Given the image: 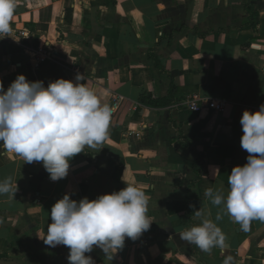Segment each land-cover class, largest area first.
<instances>
[{
  "label": "crops",
  "instance_id": "0c3cea01",
  "mask_svg": "<svg viewBox=\"0 0 264 264\" xmlns=\"http://www.w3.org/2000/svg\"><path fill=\"white\" fill-rule=\"evenodd\" d=\"M10 35L0 39L5 90L20 74L45 87L80 74L114 112L104 143L73 157L59 181L0 146V180L18 189L0 195V264H68V247L41 239L52 206L128 184L146 194L153 223L111 262L99 248L86 253L95 264H264V221L245 231L205 195L226 196L231 170L247 163L240 118L264 104V0H17ZM43 44L49 61L35 70ZM195 96L198 112L187 105ZM190 196L222 230L223 247L205 252L180 238L200 222L183 208Z\"/></svg>",
  "mask_w": 264,
  "mask_h": 264
},
{
  "label": "clouds",
  "instance_id": "9594fccd",
  "mask_svg": "<svg viewBox=\"0 0 264 264\" xmlns=\"http://www.w3.org/2000/svg\"><path fill=\"white\" fill-rule=\"evenodd\" d=\"M16 8L17 0H0V39L11 37ZM82 80L77 74L75 82L60 78L45 87L43 81H28L20 74L7 90L0 82V146L24 163L42 162L53 182L67 177L73 157L86 148L96 149L108 135L112 108ZM240 124L247 163L231 170L226 196L222 189L212 188L205 195L211 204L223 205L233 222L246 231L253 219L264 221V104L255 112L244 110ZM17 190L10 177L0 180V195H15ZM190 207L200 222L180 238L205 252L223 247L225 236L209 218L210 212ZM147 212L146 194L131 184L94 200L76 201L65 194L52 206L51 223L40 238L50 247H68V264H95L86 255L94 248L111 262L126 238L136 240L150 229L153 221ZM224 264H230V259Z\"/></svg>",
  "mask_w": 264,
  "mask_h": 264
},
{
  "label": "built area",
  "instance_id": "2783aa9c",
  "mask_svg": "<svg viewBox=\"0 0 264 264\" xmlns=\"http://www.w3.org/2000/svg\"><path fill=\"white\" fill-rule=\"evenodd\" d=\"M21 34L24 37L26 35L24 32H22ZM49 56H50L49 50H48L47 46L45 44H43L34 55V58H35L34 69L37 70V69L43 67L49 61ZM199 101H200L199 97L195 96L192 101L187 103L189 109L192 112L200 111L201 107L198 103ZM116 106H117V103H115L114 108H116ZM225 106H226V102L220 101L215 106H213V108L217 111H222L225 108ZM113 112H114V110H112L111 115L113 114Z\"/></svg>",
  "mask_w": 264,
  "mask_h": 264
},
{
  "label": "trees",
  "instance_id": "16d2710c",
  "mask_svg": "<svg viewBox=\"0 0 264 264\" xmlns=\"http://www.w3.org/2000/svg\"><path fill=\"white\" fill-rule=\"evenodd\" d=\"M142 100H143V103L147 106H155L156 107V106H160V105L162 106V105L168 104L167 100H154V99L151 100V99H148L146 97H144ZM189 199H190V202H189L188 206H185L183 208L187 211L193 212V207H190V206H195V208L197 209V207L199 206L198 201H196L195 199L193 200V196L192 197L190 196Z\"/></svg>",
  "mask_w": 264,
  "mask_h": 264
}]
</instances>
